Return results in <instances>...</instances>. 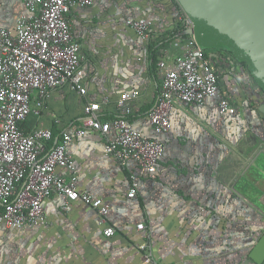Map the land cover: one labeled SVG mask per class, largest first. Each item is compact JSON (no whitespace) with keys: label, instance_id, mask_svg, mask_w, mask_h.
<instances>
[{"label":"crops","instance_id":"1","mask_svg":"<svg viewBox=\"0 0 264 264\" xmlns=\"http://www.w3.org/2000/svg\"><path fill=\"white\" fill-rule=\"evenodd\" d=\"M25 2L0 0L2 24L13 29L27 14ZM177 5L178 0H96L72 10L87 93L68 85L51 90L41 115L22 124L24 132L50 129L52 148L82 127L86 105L100 103V118L113 120L120 114L117 102L127 93L130 125L159 139L165 151L157 171L149 174L133 162L107 156L113 130L108 137L88 131L74 139L68 152L79 171V191L108 206L106 223L82 201L63 210L65 198L54 195L44 203L49 227L0 228V264H150V257L151 264H256L250 254L264 233V176L251 170L249 159L251 150L264 148V93L254 94L247 66L225 49L207 50L206 60L218 72V96L203 106L177 102L171 129L162 135L149 121L165 75L191 39L179 32L184 12ZM129 19L149 20V37L131 29ZM223 98L240 111L221 114ZM57 173L70 177L64 169ZM133 188L136 194L130 197ZM107 227L115 229L114 236H105Z\"/></svg>","mask_w":264,"mask_h":264},{"label":"built area","instance_id":"2","mask_svg":"<svg viewBox=\"0 0 264 264\" xmlns=\"http://www.w3.org/2000/svg\"><path fill=\"white\" fill-rule=\"evenodd\" d=\"M95 1L26 0L27 14L17 19L13 29L3 25L0 18V228L49 227L44 203L54 195L65 198L63 210L82 201L96 209L101 223H106L108 206L101 199L80 193L79 171L68 152L70 143L88 131L108 137L113 130L115 135L107 138L105 146L107 156L121 164L133 162L149 174L157 171L165 146L130 125L127 116L132 109L126 105L130 97L127 93L117 102L120 114L113 120L100 118V103L86 105L82 127L74 134H65L52 148L48 147L54 141L50 129L25 133L22 128L31 115H41L51 90L68 85L86 95V73L82 68L85 57L73 33L70 14L75 8L93 6ZM180 20L187 31L191 21L185 14ZM127 25L143 38L150 35L149 20L129 19ZM186 49L185 55L177 58L175 68L165 75L159 101L149 114L157 135L171 129L177 102L203 106L219 94V79L216 69L206 60L207 50L197 46L192 37L186 41ZM240 109L225 98L219 104L221 114L235 115ZM58 169L68 171L70 177L59 175ZM135 194L133 188L129 196ZM144 228V224L138 225L139 230ZM104 234L112 237L115 229L107 227ZM147 261L151 264L153 259Z\"/></svg>","mask_w":264,"mask_h":264},{"label":"water","instance_id":"3","mask_svg":"<svg viewBox=\"0 0 264 264\" xmlns=\"http://www.w3.org/2000/svg\"><path fill=\"white\" fill-rule=\"evenodd\" d=\"M191 21L186 31L205 50L225 49L231 58L247 66L253 89L264 92V0H178ZM264 111V106H261ZM250 257L264 263V233Z\"/></svg>","mask_w":264,"mask_h":264},{"label":"rangeland","instance_id":"4","mask_svg":"<svg viewBox=\"0 0 264 264\" xmlns=\"http://www.w3.org/2000/svg\"><path fill=\"white\" fill-rule=\"evenodd\" d=\"M250 75L248 71V76ZM252 77V76H251ZM264 151V148L262 150H251V157L249 159V162L252 164L251 170H257L259 172V175L264 176V154L262 153ZM259 153V154H257ZM256 154V155H255Z\"/></svg>","mask_w":264,"mask_h":264},{"label":"trees","instance_id":"5","mask_svg":"<svg viewBox=\"0 0 264 264\" xmlns=\"http://www.w3.org/2000/svg\"><path fill=\"white\" fill-rule=\"evenodd\" d=\"M177 7H178V9H179V11L181 10L182 11V9H181V7H180V5H177ZM179 32L180 33H182L183 34V36L185 37V38H189L190 36H188L185 32H186V30L183 28V27H181L180 29H179ZM223 49V48H222ZM217 75H218V72H217ZM252 91H253V89H252ZM262 90L261 89H258V90H256V92H254V94L255 95H258L259 93L258 92H261ZM258 93V94H257ZM262 93H264L263 91H262ZM251 107V106H250ZM252 108V107H251Z\"/></svg>","mask_w":264,"mask_h":264},{"label":"flooded vegetation","instance_id":"6","mask_svg":"<svg viewBox=\"0 0 264 264\" xmlns=\"http://www.w3.org/2000/svg\"><path fill=\"white\" fill-rule=\"evenodd\" d=\"M234 61H232V63H233ZM263 154H264V151L262 152Z\"/></svg>","mask_w":264,"mask_h":264},{"label":"clouds","instance_id":"7","mask_svg":"<svg viewBox=\"0 0 264 264\" xmlns=\"http://www.w3.org/2000/svg\"><path fill=\"white\" fill-rule=\"evenodd\" d=\"M191 37V36H190Z\"/></svg>","mask_w":264,"mask_h":264}]
</instances>
